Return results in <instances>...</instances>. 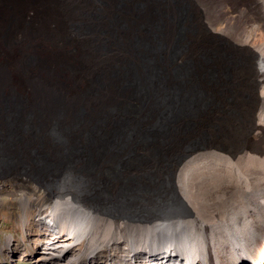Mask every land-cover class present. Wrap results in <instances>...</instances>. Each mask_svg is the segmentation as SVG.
Wrapping results in <instances>:
<instances>
[{"label": "bare ground", "instance_id": "6f19581e", "mask_svg": "<svg viewBox=\"0 0 264 264\" xmlns=\"http://www.w3.org/2000/svg\"><path fill=\"white\" fill-rule=\"evenodd\" d=\"M259 30L264 0H0V194L19 195L21 258L264 264ZM224 153L228 207L207 222L187 173Z\"/></svg>", "mask_w": 264, "mask_h": 264}, {"label": "rangeland", "instance_id": "374dc122", "mask_svg": "<svg viewBox=\"0 0 264 264\" xmlns=\"http://www.w3.org/2000/svg\"><path fill=\"white\" fill-rule=\"evenodd\" d=\"M185 11L187 14V9H185ZM223 26L224 23L221 22L217 25V28L221 29ZM253 38L254 43H258L259 41L264 40V35H260V30L257 32L255 31ZM13 78L19 79L17 75H14ZM213 103L215 104L214 101L210 102V108H207L211 109L208 110L209 112L212 111L215 113L219 107L224 106L223 103H219L220 106L218 104L214 105ZM203 135L207 134H202V136H200L199 139L197 137V139H206L203 137ZM216 136L217 137L212 136L211 140L219 141L225 144V139L221 137L222 135ZM190 170V174L187 173L185 183L187 189L186 193L191 199V202L193 203L199 216H201L205 221L212 223L219 220L220 218L225 219V208L228 207V205L225 206V200L230 196V193L227 194L225 185L227 186L234 181L233 169L229 167L225 169V153L223 157H214L198 162L191 169H189L188 172ZM15 189V187L10 188V190ZM18 200L19 195L7 193L0 194V264H41L36 262L30 256L24 259L21 258V241L24 236V231L18 218V215L21 213V209L18 207L17 203ZM34 214L35 213L32 212L30 216L31 220ZM40 234L41 232L35 226V223H31L28 228V236L31 237L32 243L29 245L27 250H30L33 255L37 254L38 252V248L40 246ZM8 235L13 236V248L14 250L16 249L15 255L13 257H9L7 250L3 248Z\"/></svg>", "mask_w": 264, "mask_h": 264}]
</instances>
